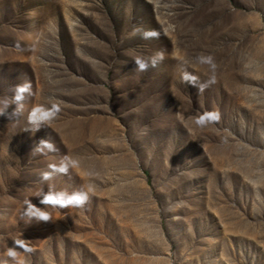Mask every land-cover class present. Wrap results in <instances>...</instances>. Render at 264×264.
<instances>
[{
	"label": "rangeland",
	"instance_id": "374dc122",
	"mask_svg": "<svg viewBox=\"0 0 264 264\" xmlns=\"http://www.w3.org/2000/svg\"><path fill=\"white\" fill-rule=\"evenodd\" d=\"M21 262L264 264V0H0V264Z\"/></svg>",
	"mask_w": 264,
	"mask_h": 264
},
{
	"label": "clouds",
	"instance_id": "9594fccd",
	"mask_svg": "<svg viewBox=\"0 0 264 264\" xmlns=\"http://www.w3.org/2000/svg\"><path fill=\"white\" fill-rule=\"evenodd\" d=\"M159 34L158 32H156L155 30H150V31H144L142 33L143 38L147 39V38H155L157 37ZM164 56L163 53L161 52H157L155 54L154 57L150 58L149 60H145L142 59L140 57H136V59L134 60V64H135V68L136 70L139 71H144L149 67H155L156 64L163 60ZM198 62L201 64H206L209 66L210 70L213 72V76L212 79L210 80V83H215V63L213 62V58L212 56L208 55V56H199L198 58ZM184 80H188V81H192L195 78L194 77H190L189 75L185 74L183 76ZM203 88L200 89V91H202ZM17 99H19V97H17ZM59 107L57 104H53L51 110H44L42 107L37 106L35 107L32 112L30 113L29 119H35L37 117H39L40 119L44 120V121H49L53 118H55L56 114L59 112ZM219 120V114L217 112H212V113H205L203 116H201L199 119L196 120V123L200 126H203L206 121L207 122H215ZM41 145H45L44 141L40 142ZM61 172L64 171L63 168L60 169ZM87 201V196L85 195H74L68 199H61V198H54L51 195L46 196L41 203L43 204H48L51 206H58L60 208H65V207H81L82 205L85 204V202ZM25 205H26V215L32 216H38L39 219L41 221H45L47 222L50 219V216L48 213L46 212H41L38 211L29 201H25ZM61 217L57 216L56 219H60ZM14 244L18 247L23 249L26 252H30L31 249L28 248L25 243L23 241H18V242H14ZM7 255L9 257H13L15 258L17 255V252L15 250V248H10L7 251ZM22 264V262H21Z\"/></svg>",
	"mask_w": 264,
	"mask_h": 264
}]
</instances>
